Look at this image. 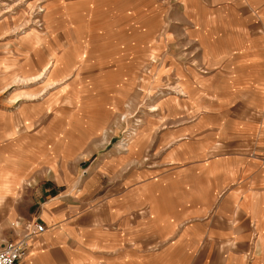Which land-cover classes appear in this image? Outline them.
Masks as SVG:
<instances>
[{
	"label": "rangeland",
	"instance_id": "rangeland-1",
	"mask_svg": "<svg viewBox=\"0 0 264 264\" xmlns=\"http://www.w3.org/2000/svg\"><path fill=\"white\" fill-rule=\"evenodd\" d=\"M139 1L136 25H129L115 0L70 9L60 0H0V130L3 119L10 131L17 129L9 148L0 135V162L11 157L26 179L20 188L27 198V213L0 225V244L20 238L28 221L45 225L40 208L56 194L91 208H127L135 204L133 192L138 234L123 217L127 235L119 250L129 247L131 234L145 246L147 197L154 189L156 208L168 204L169 213H155V256L142 259L147 249L140 247V264L233 263L226 219L212 217L230 205L215 204L220 180L211 174L212 160L220 149L207 114L218 107L210 102L216 95L233 100L224 114L251 111V129L264 114L258 111L264 88L254 86L264 79V0H194L188 12L185 0ZM227 44L235 46L229 56L212 54ZM50 62L55 65L45 69ZM216 65L241 68L239 79L249 75L251 87L230 86L234 80L228 83ZM246 98L257 104L242 105ZM127 143L134 149L122 154ZM127 161H135L137 180L123 178L132 169L123 171ZM164 193L173 198L164 201ZM189 208L192 213L182 216ZM164 231L168 242L161 245Z\"/></svg>",
	"mask_w": 264,
	"mask_h": 264
},
{
	"label": "crops",
	"instance_id": "crops-1",
	"mask_svg": "<svg viewBox=\"0 0 264 264\" xmlns=\"http://www.w3.org/2000/svg\"><path fill=\"white\" fill-rule=\"evenodd\" d=\"M97 1L98 3L101 2V0H60L61 3L67 2L66 8L69 9L74 8L73 3L85 6V3L86 5L94 4ZM116 1L120 3V7L124 8L122 11L124 21L129 25H134L138 9L142 7L140 1ZM210 1L213 2V0ZM193 2L194 0H185V6H182L188 12L189 9H193L191 5ZM212 18V21H219L220 19L218 17ZM212 24L213 22H210V25ZM197 37L198 39H204L202 36ZM39 47L40 45L36 49ZM234 50L235 46L233 44L231 46L227 44L226 46H218L216 49L213 48L212 54L214 55L217 52L215 55L227 57ZM216 66L217 68H223V65ZM224 66L226 67L221 72L227 74L229 79L227 82L230 83L234 80L229 84L230 86L241 84L243 88L251 87L252 83L249 82V75L246 77L243 75L242 79H239L238 73H244L245 71H241L242 69L235 65ZM259 84L254 86L255 89L260 91L261 88H264V86H261L264 84V79H260ZM230 99L219 95L212 96L210 99L211 105H217L218 107H211L210 115L207 114L209 118L211 117V129H214V133L218 135V139H212V143L214 144L217 141L220 146H214L220 149V154L217 156L218 160L217 157L212 160L215 165L211 174L220 180L219 195L215 200V204L230 205L227 210L217 209L212 217L226 219L225 232H227V237L225 242L226 248L233 258L232 264H264V114L257 116L255 125L251 129L246 123L252 117L251 111L248 113L246 109L240 108L232 112L231 115L229 113L224 114L226 110L224 105L233 103V100ZM241 103L246 107H248V104H257L250 98L242 100ZM258 111L264 112V102H259ZM4 121L5 119L2 121L3 128L0 130L3 140L2 146L9 148L11 144L10 137L14 135L10 133L17 129L10 131L9 122L5 123ZM228 122H231V124L228 125ZM22 135L26 136V132H22ZM178 136L179 138L182 137L180 133H178ZM120 149L126 150L121 152L123 154L132 152L134 148L128 144V146ZM172 162V160H168L163 164ZM134 163L135 161H127L125 164L126 169L123 171L127 172L129 168L133 167ZM201 163V160L194 159V164L198 165L200 173L202 172ZM13 166L14 162L11 161V157L10 159L5 157L0 162V167H2L0 172H5L2 174V179H0V225L3 228L8 225L7 221L10 216L25 215L27 213L26 192L20 188L25 184L26 179L23 180ZM129 174L130 176L123 178L130 177V180L133 178L137 180L138 173L134 172L133 168L128 172ZM195 185L196 182L192 185L196 190ZM150 191L152 192L147 197L146 209L147 218H149L147 219L146 235L148 234L149 238L144 242L146 243L145 246H139L138 236L131 234L125 245L129 247L119 250L122 247L119 245L122 242V237L127 235L126 231H121L120 228L123 217L130 218L131 224L136 226L135 233L138 234L137 218L138 215L140 216L137 203L138 193L135 195L132 192L135 204L127 208L119 204H102L91 208L87 206L88 201L77 199L74 196L75 200L73 202L64 200L62 194H56L41 206L39 216L44 221L45 228L29 238L27 254L18 264H140V247L147 249V255L143 256L142 259H154L155 254L153 251L156 249L154 247L157 242L154 239V228L156 226L154 216L158 211H162L163 215L169 212L168 204L165 205L162 200L160 201L163 204L160 205V208H156L154 189H150ZM184 193L185 190H183ZM163 195L165 201L167 194L164 193ZM167 198L171 200L173 197L169 193ZM108 206L111 207L110 210H106ZM99 208H103V210L100 211ZM191 213L192 209L189 208V211L182 213V216L188 217ZM109 221H114L118 224V227L114 229L108 227L107 223ZM213 221V219H210V223L206 224L207 227H212ZM207 230L214 232L213 228ZM167 233L168 231L163 232V243L161 245L168 242ZM4 241L6 240L4 239ZM238 250H240V253Z\"/></svg>",
	"mask_w": 264,
	"mask_h": 264
},
{
	"label": "built area",
	"instance_id": "built-area-1",
	"mask_svg": "<svg viewBox=\"0 0 264 264\" xmlns=\"http://www.w3.org/2000/svg\"><path fill=\"white\" fill-rule=\"evenodd\" d=\"M25 233L18 239L6 240L0 244V264H18L27 254L29 238L45 228V225L37 220L28 221L25 225Z\"/></svg>",
	"mask_w": 264,
	"mask_h": 264
},
{
	"label": "bare ground",
	"instance_id": "bare-ground-1",
	"mask_svg": "<svg viewBox=\"0 0 264 264\" xmlns=\"http://www.w3.org/2000/svg\"><path fill=\"white\" fill-rule=\"evenodd\" d=\"M55 65V63L54 64H51V62L50 63H48L44 68L46 69V68H49V67H51V66H54ZM45 69H43L42 70V72L39 74V75H37V76H35V77H37V78H39L40 76H42L46 71H45ZM48 70V69H47ZM29 78H31V77H29ZM21 80V79H20ZM24 80V79H23ZM26 82V81H25Z\"/></svg>",
	"mask_w": 264,
	"mask_h": 264
}]
</instances>
